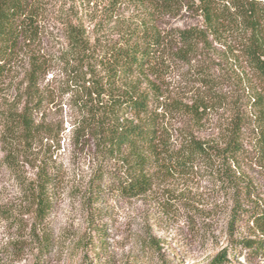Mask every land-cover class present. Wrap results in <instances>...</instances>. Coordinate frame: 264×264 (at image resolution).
<instances>
[{
  "label": "rangeland",
  "instance_id": "1",
  "mask_svg": "<svg viewBox=\"0 0 264 264\" xmlns=\"http://www.w3.org/2000/svg\"><path fill=\"white\" fill-rule=\"evenodd\" d=\"M120 1L115 12L112 0H30L38 11L39 38L25 45L0 84V108L20 109L26 100L31 53L49 57L53 69L41 87L54 96L45 101L39 121L52 129L54 141L50 150L35 145L14 170L5 160L0 120V264H213L220 256L223 264H264V234L248 215L232 217L238 207L264 210L261 109L253 103L264 85L243 57L241 32L232 25L214 31L186 7L151 17L130 0ZM143 20L166 33L189 30L194 37L192 50L183 48L184 54L142 84L159 87L153 105L167 145L175 149L195 136L221 149L237 130L243 150L235 159L199 161L187 171L155 166L149 171L151 190L125 198L112 186L114 177L125 176L121 159L101 157L86 134L78 141L72 137L80 116L71 104L73 72L60 53L67 49L70 24L83 25L91 42L101 45L118 36L120 23ZM45 157L54 168L53 207L40 222L25 183L35 179ZM251 241L253 248L246 246Z\"/></svg>",
  "mask_w": 264,
  "mask_h": 264
},
{
  "label": "trees",
  "instance_id": "2",
  "mask_svg": "<svg viewBox=\"0 0 264 264\" xmlns=\"http://www.w3.org/2000/svg\"><path fill=\"white\" fill-rule=\"evenodd\" d=\"M130 2L145 9L151 17L186 7L201 15L214 31L226 25L235 26L241 32L240 48L247 66L264 85L262 0ZM120 3V0H112L115 12ZM37 14V8L30 0H0V84L11 73L25 45L38 40ZM143 21L137 25L120 23L118 36L101 45L91 42L83 25L70 24L67 27V49L60 53L61 63L73 72V86L69 87L71 104L77 107L80 116L72 130V137L78 141L86 134L94 140L101 157L121 159L125 164V176L114 177L112 186L118 195L125 198H135L151 190L153 177L149 171L155 166H164L168 171H187L199 161L210 165L215 159H235L243 150L237 130L228 136L221 149L195 136L187 137L175 149L167 145L166 128L160 124L161 114L153 105L159 87L152 81L147 87H142V84L150 80L149 73L156 74L174 55H182L183 48L185 51L192 50L194 37L189 30L169 34L153 27L149 20ZM179 44H182L180 51L178 48L175 51ZM53 62L45 55L31 53L24 89L26 100L20 109L0 108L5 160L14 170L20 169L21 157L29 156L34 147L44 144L50 150V142L54 141L52 129L39 121L43 118L39 112H42L45 101L54 96L41 87L42 79L53 69ZM85 67L87 70L83 71ZM253 101L261 109L257 119L260 128L258 138L264 148V93L257 94ZM198 110L196 108L194 113ZM51 169H54L51 161L45 157L37 165L35 179L25 183V192L40 222L53 207L50 190L54 186V178ZM246 215L251 218L253 226L264 234V210L238 207L232 217L238 219ZM246 246L253 248V241ZM223 263L224 258L220 256L213 264Z\"/></svg>",
  "mask_w": 264,
  "mask_h": 264
}]
</instances>
